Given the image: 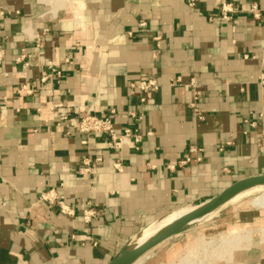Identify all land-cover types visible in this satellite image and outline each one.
<instances>
[{
  "label": "crops",
  "instance_id": "crops-1",
  "mask_svg": "<svg viewBox=\"0 0 264 264\" xmlns=\"http://www.w3.org/2000/svg\"><path fill=\"white\" fill-rule=\"evenodd\" d=\"M223 3L234 10L227 20L219 19ZM0 7L10 12L0 24V264H108L165 215L264 175V0ZM143 78L159 89L140 103L130 84ZM195 92L202 120L188 106ZM89 109L110 117L117 133L141 134L138 149H111L105 135L77 132ZM190 147L201 151L180 164ZM51 191L71 215L40 200ZM85 209L96 211L89 222ZM211 218L138 264H179L201 239L218 246L230 231L245 237L198 264H264V209Z\"/></svg>",
  "mask_w": 264,
  "mask_h": 264
},
{
  "label": "built area",
  "instance_id": "built-area-1",
  "mask_svg": "<svg viewBox=\"0 0 264 264\" xmlns=\"http://www.w3.org/2000/svg\"><path fill=\"white\" fill-rule=\"evenodd\" d=\"M197 0H189V5L194 6ZM17 13V12H15ZM234 13L233 7L229 3H223L220 6V20H227L230 18V14ZM8 15H10V12L0 7V24L2 20H4ZM255 17H259L258 13L254 14ZM140 25L143 26L144 22H140ZM3 40L1 37V26H0V58L2 54V46ZM54 71V70H52ZM57 76L59 75V72H56ZM258 83L261 86H264V72H261L258 76ZM194 81L191 80L189 86L191 88L194 86ZM187 86V87H189ZM159 89V84L154 78H143L139 82L135 84H130V93L133 94L134 91L138 90L139 93V102L144 103L147 94L154 92ZM27 92V91H26ZM198 92H195L193 95V100L188 104L189 108L192 110V112L195 114V116L199 119H203L202 113L198 110L196 105V100L198 98L197 96ZM131 116H134L133 112H130ZM74 129L77 132L81 133H87V134H103L107 137V145L111 149L119 150L122 146L128 145L132 148L138 149L139 143L142 141V136L136 130H132L130 128H125L121 133H117L114 129L113 122L110 119V117L105 115H97L95 114L92 109H89L84 112V114L80 117L77 124L74 126ZM201 151V149H196L194 147H190L188 150V154L180 161V164H186L191 161V154L197 153ZM196 160H200V157L196 156ZM95 161H99V159H96ZM114 168L117 171H120L122 169L121 165L119 163L113 164ZM90 161L88 159L82 160V167L79 169V171L84 174L88 173L90 170ZM40 200L46 201L50 204L57 203L59 210L62 214H69L71 215L73 213V210L65 205V203L59 198H56V195L53 191L45 193L41 195ZM83 219L85 222H89L91 218L96 216L95 210H83Z\"/></svg>",
  "mask_w": 264,
  "mask_h": 264
},
{
  "label": "water",
  "instance_id": "water-1",
  "mask_svg": "<svg viewBox=\"0 0 264 264\" xmlns=\"http://www.w3.org/2000/svg\"><path fill=\"white\" fill-rule=\"evenodd\" d=\"M258 186H264V175L252 176L232 183L219 194L195 206L191 212L170 223L167 227L142 244H138L130 249L129 246L132 241L130 240L120 248L108 264H134L160 243L210 219L212 215L224 207L231 199L246 190ZM205 215H209L207 219L195 223L197 219Z\"/></svg>",
  "mask_w": 264,
  "mask_h": 264
},
{
  "label": "bare ground",
  "instance_id": "bare-ground-1",
  "mask_svg": "<svg viewBox=\"0 0 264 264\" xmlns=\"http://www.w3.org/2000/svg\"><path fill=\"white\" fill-rule=\"evenodd\" d=\"M252 191H257L258 194L254 198L252 197L253 199L251 200V202H248V203H250L252 206H254L257 209H264V186H258V187H254L252 189L246 190V191L242 192L241 194H239L238 196L234 197V199H231L227 204H229L233 200L235 201V199L237 197H239L240 195L248 193V192H252ZM247 201H249V200L247 199ZM226 205H224V206H226ZM195 206H197V205L188 206V207H182V208H180L178 210H175V211L165 215L164 217H162L158 221L154 222L147 229H145L144 232L142 231L140 234H138L137 236H135L132 239V241L130 243V246H129L130 249L134 248L138 244H142L143 242L149 240L150 238L155 236L158 232H160L165 227H167L170 223L174 222L175 220H178L179 218H181L185 214L191 212L195 208ZM208 216L209 215H205V216L201 217L200 219H197L195 221V223L196 222L198 223V222H201L202 220L207 219ZM262 232H264V231H262ZM241 234L242 233H239L238 231H230V232H228L225 236L221 237L220 242L218 243L219 247L217 245H215L217 243L215 240L201 239L200 242H198L199 243V247L196 250H193L192 252L188 253V251H187L186 255H184L183 257L181 256L182 259H180L179 264H198L199 262H201V260L198 261L199 259L208 258L209 256H211L215 252V250L219 252V248L220 249H223V248L226 249L227 245L224 246L225 244H231L232 242H235L236 240H239L240 238H244L245 235H241ZM198 240H199V238H198ZM234 245L237 247L238 243L234 244ZM214 248H218V250L214 249ZM232 249H234V246L232 247ZM224 253L227 254L226 251ZM145 256H146V254L143 255L134 264H138L140 261H143ZM195 260H197V262H195Z\"/></svg>",
  "mask_w": 264,
  "mask_h": 264
},
{
  "label": "rangeland",
  "instance_id": "rangeland-1",
  "mask_svg": "<svg viewBox=\"0 0 264 264\" xmlns=\"http://www.w3.org/2000/svg\"><path fill=\"white\" fill-rule=\"evenodd\" d=\"M258 194L257 191H252V192H248V193H245V194H242L240 195L239 197H237L235 199V201L233 200L232 202H230L229 204H227L226 206L222 207L221 209H219L214 215H212L211 217L214 218L220 214H234V213H239V212H242V211H247V210H259L257 208H255L254 206H252L250 203L248 202H251V200ZM238 196V195H237ZM242 196V197H241ZM250 197V198H249ZM253 197V198H252ZM234 199V198H233ZM247 199L249 201H247ZM211 218V219H212ZM210 220V219H209ZM148 228V227H147ZM147 228H144L143 230H141V232L145 231V229ZM140 232V233H141ZM139 233V234H140ZM138 235V234H137ZM207 240V239H206ZM150 252V251H149Z\"/></svg>",
  "mask_w": 264,
  "mask_h": 264
}]
</instances>
